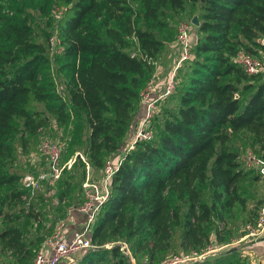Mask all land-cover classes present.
I'll list each match as a JSON object with an SVG mask.
<instances>
[{
  "label": "trees",
  "instance_id": "obj_1",
  "mask_svg": "<svg viewBox=\"0 0 264 264\" xmlns=\"http://www.w3.org/2000/svg\"><path fill=\"white\" fill-rule=\"evenodd\" d=\"M54 8L63 10L57 23ZM188 8L200 25L190 77L174 94L178 106L160 111L153 138L126 154L89 234L98 248L79 264H133L122 243L138 264H159L178 235L182 254H201L229 243L227 219H256L243 181L252 172L259 176L244 165L243 152L264 158V74H248L234 59L240 50L264 54V0H0V244L11 262L34 264L44 241L27 231L40 212L33 204L26 210L22 177L6 161L14 153L11 135L20 124L36 136L49 123L39 106L45 104L57 121L74 126L71 154L83 142L91 172L102 175L137 128L141 93L165 46L162 29L177 32L179 20L165 18ZM39 16L59 31V84L40 40L53 32L41 29ZM87 170L80 157L65 169L60 206L83 204ZM13 207L22 214L12 216ZM237 255V249L219 252L190 264H235Z\"/></svg>",
  "mask_w": 264,
  "mask_h": 264
},
{
  "label": "built area",
  "instance_id": "obj_2",
  "mask_svg": "<svg viewBox=\"0 0 264 264\" xmlns=\"http://www.w3.org/2000/svg\"><path fill=\"white\" fill-rule=\"evenodd\" d=\"M58 11L62 13L63 10L58 9ZM194 26L192 19L182 20L178 24L176 58L166 83L160 87L155 82L154 77L149 81L147 87L141 93V104L144 113L139 120L133 140L108 158L100 177H93L91 175L87 158L81 152H77L67 161H63V155L69 146L71 136L65 137L64 140L61 138L53 139L48 136L41 138L38 146V153L44 157L46 167L36 174L27 173L21 178V188L25 191L23 199L26 201V210H29L30 203L36 197L40 189L43 186H50L58 182L62 178L65 169L71 168L78 157L86 162L88 170L83 182L85 201L76 209L85 216V221L73 232L70 238L67 237L66 233V225H68L69 219L60 221L56 232L50 236L44 244V247L39 250L34 264H77L83 257L82 253L86 254L98 248V246L91 241L89 234L92 232L102 208L112 195V179L124 161L126 154L134 148L135 143L137 141L151 140L153 138L154 132L152 131V122L154 116L160 112L161 104H164L171 96L177 93L178 72L185 63L194 58ZM260 42L264 46V37L260 39ZM234 60L248 74H264V54L258 57L245 50H240ZM62 89L63 87H61V90ZM43 129L44 127L40 130ZM244 161L248 169L254 170L258 176L264 180L263 157L249 148L245 151ZM56 201L58 202V200ZM263 237L264 198L258 209L255 221L246 224L245 233L238 241L244 242L249 238L258 240ZM237 242L211 245L201 254L197 252L193 254H182L165 264H190L197 260L205 259L207 255L229 249ZM127 254L132 263L135 264L133 254L129 249L127 250Z\"/></svg>",
  "mask_w": 264,
  "mask_h": 264
},
{
  "label": "rangeland",
  "instance_id": "obj_3",
  "mask_svg": "<svg viewBox=\"0 0 264 264\" xmlns=\"http://www.w3.org/2000/svg\"><path fill=\"white\" fill-rule=\"evenodd\" d=\"M188 6H189V4H188ZM190 11H191V9L188 8L187 12H185L184 14H173V13H171L165 18V21L169 24L173 21V18L176 17V19L179 20V22H178V24H179L182 20L191 19L190 18ZM59 13L60 12L58 11V8H54V10H53L54 15L53 16L55 18V23H57V20L60 17ZM38 21L40 22L42 30L47 29L49 32L50 31L53 32L50 40L46 41L44 39L43 35L40 37V40L44 41L48 46V53H49L50 58L52 59L53 74L56 77L57 83L59 84L64 79L63 73L59 70L60 63L57 62V60H56V56L59 54H62V52H63V46L60 45V41L58 38L59 31L56 27L54 28V27H50L49 25L47 26V24H48L47 18L44 19V18L39 16ZM161 35L163 36V38L165 40V46L162 50V53H161L160 58L158 60V63L161 60L164 61V63H163L164 64L163 65L164 70L157 71V77H156V74L154 73V78H155L154 80L156 83H159L156 81V79L158 77H161V74H164L165 72H167L166 73V76H167V74L168 73L170 74V72L172 70L171 64L173 63V59L176 56L177 44H175L176 43L175 41H176V38L178 35V27H177V32H173V31L167 29V27L163 28ZM197 38H198V34L196 32V26H195V28H194L195 43H196ZM129 50H130V52L133 53L135 49H133V47H131ZM164 54H165L166 58L163 59L161 57H164ZM157 64H156V66H157ZM192 67H193L192 62L189 61V62L185 63L184 66L179 70V72H178V86H179V84L181 85V84L186 83L188 81ZM39 106H40V109L45 111V113L50 118L49 123L46 126H44V129L39 130L38 134L36 136H30L29 134L23 133L22 127L19 124L18 128L15 130V132L10 137V142H12V144H13L14 153H13V156H11V157L8 156L6 161L12 166V169L14 171L18 172L21 175V177L27 173H35L36 174L39 171H41L44 167H46V161H45L44 157H42L38 153V146L40 144L41 138L48 136V137L53 138V139L61 138L64 140L65 137L71 136V133L73 132V128H74L73 125L63 124V123H60L59 121H57L56 115L51 113L47 109L45 104H40ZM172 106H178V96L177 95H174V97H171L170 100L168 99L164 104H161V106H160L161 110L160 111L163 112V110L168 109ZM159 115L160 114L158 112L154 116V119L152 122V125H153L152 131L153 132H154V124L156 125L158 123V120H159L158 118H160ZM138 123L139 122L135 123V125L137 126ZM133 131L136 132L135 126H134ZM132 138H129V136L127 138H125L123 141L124 145L130 143ZM239 140H241V137L239 138ZM76 148H77V151L75 152V154L77 152H81L84 154L85 145L83 144V142L77 144ZM246 150H244V152ZM244 152H243V157L245 154ZM72 156L73 155L71 154V148L69 150L67 149L63 155V161H67ZM246 170L248 171L247 168H246ZM91 175L93 177H96V176H94L95 174L92 172H91ZM100 176H98V177H100ZM248 176L249 177H246L243 181L244 189H246L245 195H248L250 198V207H252L258 213L259 206L262 202V199L264 198V185H262V183L259 181V179H253V178H257L255 173L252 172V174H248ZM251 180H252V182H251ZM58 191H59V181L50 185V186H43L40 189V191L38 192V194L36 195V197L30 203V207L33 204L35 211L40 212V215H39V219H37L31 223H28L27 231H28L29 236L32 238H36V239L44 238L42 246L47 242V240L50 238V236L52 234H54V232H56L58 225H59L58 223L60 221L69 219V218H67L68 214H69L68 213L69 210L65 206H60ZM74 195H76V192L74 193ZM0 196H1V194H0ZM56 200H58V202ZM76 201H77V198L75 197L74 202H76ZM10 212L12 213V216L17 215V214H22V212L20 211V207H15V208L13 207L12 209H10ZM22 220L19 222L20 224H22V222H23ZM249 222H251V221H249ZM247 223H248V220L242 219V216L238 217V218L236 217L233 219H227V229H226L227 236H226V238H228V239L230 238L228 240L229 243L233 241L231 239V238H233L232 236L238 237V235L241 234L243 231L245 233V226ZM66 227H68V225H66ZM75 229H77V228H75ZM177 238H179L177 241V245L169 253V255H167V257L162 262H160L159 264H165L166 262L171 261L176 256H181V254L184 252L179 247V244L181 241L180 236L178 235ZM212 240L214 243L216 241V237L213 236ZM237 246L240 247L241 245H236L235 247H237ZM226 250H228V249H226ZM219 252H222V251H219ZM174 253H176V254L174 255ZM218 253H214V254H218ZM82 254H83V256L85 255V253H82ZM126 254H127V252H126ZM211 255H213V254H211ZM208 256H210V255H207L206 257H208ZM0 258H1V261L3 260V264H17L14 260H13V262H11L12 259H10V253L6 252V250L2 247L1 244H0ZM7 258H9V259H7ZM203 260H204V258H203ZM79 262L77 264H79ZM134 262H135V264H138L136 262L135 258H134ZM235 264H244V263H241V261H240V262H236Z\"/></svg>",
  "mask_w": 264,
  "mask_h": 264
},
{
  "label": "crops",
  "instance_id": "obj_4",
  "mask_svg": "<svg viewBox=\"0 0 264 264\" xmlns=\"http://www.w3.org/2000/svg\"><path fill=\"white\" fill-rule=\"evenodd\" d=\"M195 15H197V14H195ZM161 58H163V59L166 58L165 54H164V57H161ZM173 62H174V59H173ZM157 63H158V61L156 62V64ZM159 63L157 64L156 69H155L156 77H157V71L164 70L163 69L164 61L161 60ZM171 66H173V63L171 64ZM166 73L167 72H165L164 74H161V77H158L156 79V81L159 82L157 84L160 87L163 86L168 79L169 73L167 74V76H166ZM140 105H141V107H140L141 109H140L138 115L135 117L134 123L139 122V120L141 119V117L144 113L143 106L141 103H140ZM133 128L131 129V131L129 133V136H130L129 138H132V136H134ZM97 175L100 176L101 173L96 174L94 176L98 177ZM259 181L262 183V185H264V180L261 179L260 177H259ZM77 207L78 206L70 208V210L68 211L69 223H68V227H67V231H66L68 238H70V236L76 230L75 228H78L79 226H81V224L85 220V216L76 210ZM254 218H255V216L251 217L250 215H246L245 217L242 216V219H247L249 221L253 220ZM243 234L242 233L239 234L238 237L232 236L233 237V238H231L233 240L232 242H237L242 237ZM236 245H241L240 247L237 246V252L239 253L238 256L241 257V263H244V264H264V237L260 238L258 240L249 238L248 240H246L244 242L238 241L233 247H235ZM42 247H44V245Z\"/></svg>",
  "mask_w": 264,
  "mask_h": 264
},
{
  "label": "water",
  "instance_id": "obj_5",
  "mask_svg": "<svg viewBox=\"0 0 264 264\" xmlns=\"http://www.w3.org/2000/svg\"><path fill=\"white\" fill-rule=\"evenodd\" d=\"M192 23H193L196 27H198V26L200 25V22H199V16H198V15L193 16V18H192ZM122 247H123V250H124L125 252H127V246H126V244L122 243ZM235 249H237V247H232V248H229L228 250H225V251H222V252H223V253H227V252H230V251L235 250Z\"/></svg>",
  "mask_w": 264,
  "mask_h": 264
}]
</instances>
